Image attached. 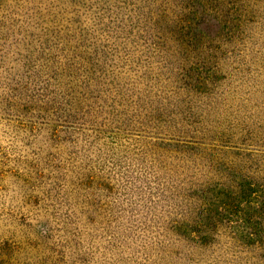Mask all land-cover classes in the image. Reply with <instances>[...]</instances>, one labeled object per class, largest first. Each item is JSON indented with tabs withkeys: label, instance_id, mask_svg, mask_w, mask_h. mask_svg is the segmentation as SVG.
<instances>
[{
	"label": "rangeland",
	"instance_id": "1",
	"mask_svg": "<svg viewBox=\"0 0 264 264\" xmlns=\"http://www.w3.org/2000/svg\"><path fill=\"white\" fill-rule=\"evenodd\" d=\"M188 2L0 0V264H264V0Z\"/></svg>",
	"mask_w": 264,
	"mask_h": 264
},
{
	"label": "trees",
	"instance_id": "2",
	"mask_svg": "<svg viewBox=\"0 0 264 264\" xmlns=\"http://www.w3.org/2000/svg\"><path fill=\"white\" fill-rule=\"evenodd\" d=\"M148 1L149 3H152V8H148L147 11L143 14L142 12L139 11L140 14H136V21L133 23V24H129V25H126V28L125 26H122V25H119L118 26H115V29H114V34H115V38H118V34L119 32H124L122 30H125L127 31L126 34L128 33H131L132 32V29L131 28H139L141 27V29L143 31H147L150 26L151 28L154 27V29H158V33H159V19L161 20H164V18L167 19L168 21V25L169 26H173L175 25L176 23H178L179 21L182 20V17H185V9L187 8V6L184 4V3H189L188 1L189 0H144V2ZM155 5V6H154ZM148 7V6H146ZM169 13V14H167ZM98 16V15H97ZM97 18H101V16H98ZM143 24H142V23ZM146 23V25L144 24ZM158 39H161L160 36H157L155 35ZM90 44L88 42H85L84 46L88 47ZM61 50V49H60ZM95 52V50H94ZM64 59H66L67 63H64V65L67 66L68 71H70L68 74H67V77L68 79L66 80L67 81H70V83L72 82V79H69L70 76L73 77V72L76 70V65L73 64L72 62L75 60L74 56H73V53H70V51H67V53L63 55ZM91 62V65H96V61L91 58V55L89 56L88 58ZM80 64V63H79ZM81 66V64H80ZM82 68V66H81ZM80 68V69H81ZM79 69V68H78ZM77 69V70H78ZM85 70V68H84ZM54 75L59 76L57 79H61V77L64 75L63 72H60L59 75L58 74H55ZM62 81H58L57 82V85H60L62 84L61 83ZM77 93L78 95H80V97H77ZM73 92V93H69L67 92V96H70L69 97V100L66 101V105L68 108H66V110H63V112L67 111V114H70V112H79V109H81L82 105L80 103H83L82 102V95H83V92L80 90L79 92ZM86 93H90L89 90H87ZM85 105H89V104H85ZM90 106V105H89Z\"/></svg>",
	"mask_w": 264,
	"mask_h": 264
}]
</instances>
